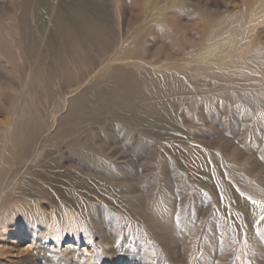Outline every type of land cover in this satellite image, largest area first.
<instances>
[{
	"label": "bare ground",
	"instance_id": "1",
	"mask_svg": "<svg viewBox=\"0 0 264 264\" xmlns=\"http://www.w3.org/2000/svg\"><path fill=\"white\" fill-rule=\"evenodd\" d=\"M134 1H111L114 5H111L110 20L118 24L113 25L114 28L112 26L113 29L117 26V40L111 39L108 32L111 27L95 16L91 15L86 24L87 36L85 32L76 33L69 26V20L59 15L55 42L52 44L45 33L39 46L44 51L37 54L36 60H33V42L30 43L26 35L20 36L21 7H17L15 15H7V20L13 22L9 25H5L0 15V107L2 97L13 99L12 107L8 109L12 114L9 126L0 128L1 233L9 223H13L15 230H20L18 236H34L39 225L46 224L40 222L43 214L39 205L43 203L56 210L49 216L52 222L61 218L60 228L56 224V227L47 228L50 239L60 242L65 237L78 241L83 237L89 242L88 234L96 231L101 240L111 245L116 263L118 257L130 258L137 254L149 263L155 248L149 243L147 233L158 238L163 245L169 241L168 226L182 219L171 212L176 200L173 192H151L144 198L141 192H136L137 186L131 178L124 179L121 187L125 192H105L109 195L108 199L102 198V192H93L97 196L91 199L86 195L84 197L83 192H52L53 186L50 190L45 173L47 168L58 164L62 169L68 167L77 157L79 149L96 153V158L88 161L82 158L80 163H90L94 168L101 166V172L109 175L106 181L111 182V174L114 177L123 172L121 163L115 162L106 167L111 154L100 141L94 140L91 147L65 142L80 127L81 121L95 119L92 113L95 101L105 105L98 112L112 114L108 109H116L122 113L116 117L120 122L131 123L135 127L144 126L146 136L165 149L167 154L171 153L184 168L190 160L197 158V153L191 150L187 138H173L163 132L179 131L181 127L196 129L200 126L196 121L206 119L212 122L211 129L215 126L229 128L230 120L225 115L231 117L239 115V112H248L252 116L247 124L249 129L262 134L264 41L260 30L264 27V0H168L165 4L156 0L149 11L140 4L142 13L135 12L138 4ZM162 37L167 39L166 43ZM8 67L12 69L8 70ZM59 80L65 83L70 96L58 99L47 124H44L37 113L51 94L50 85ZM254 86L261 90L255 92L262 96L261 99H253V92H247ZM236 119L231 120L233 127L238 123ZM157 129L163 132L158 134ZM59 139H63L62 146L69 155L58 153H61V144L52 145ZM168 139H174L171 144L177 150L172 145L166 147ZM221 147L224 148L225 160L230 161L228 164L242 166L238 170L242 172L243 179L252 184L264 183L261 178L263 170L255 173V164L250 165L254 161L250 153L245 150L242 153L236 148L233 158L227 155L230 146ZM245 149L248 150L247 147ZM49 150L53 155L46 159L44 154ZM197 159L204 160V156ZM248 164L249 167L246 166ZM200 170L207 173L208 168L202 165ZM232 178L239 182L237 174ZM191 187L187 201L195 204L194 211L191 218H187L185 213L182 219H185V226L181 233L186 243L192 240L201 243L206 238L209 247L203 250L201 246V255H208L209 258L204 257L201 264H210L218 231L207 226L202 215L200 207L204 192H193L197 187L193 183ZM243 190L249 191L246 194L251 198L264 201L262 192L260 196L251 189ZM227 194L229 205L234 207L230 210L236 223L239 259L249 247L252 262L264 264V204L258 202L250 204V207L245 198L237 195L245 204L240 210L239 199L229 192ZM153 199L159 203L154 204ZM143 202H146L145 206ZM31 205L35 208L28 207ZM131 210L137 214H141L142 210L148 212L152 222L160 225L155 227L150 217L143 214L140 215L143 224L150 223V228L144 229ZM105 211L120 219L119 223L116 221L109 226L110 222L102 216ZM190 223H194L193 231ZM45 257V264L47 259H51L50 264H53L58 258H50L48 254ZM98 261L99 258L95 260ZM128 261L118 264H129ZM23 263L36 264V260L26 259Z\"/></svg>",
	"mask_w": 264,
	"mask_h": 264
},
{
	"label": "rangeland",
	"instance_id": "2",
	"mask_svg": "<svg viewBox=\"0 0 264 264\" xmlns=\"http://www.w3.org/2000/svg\"><path fill=\"white\" fill-rule=\"evenodd\" d=\"M111 1L113 2V0ZM111 1L0 0V15L2 17L1 20L5 23V25H9L13 22L7 20V18L9 16L15 15L16 9L18 10L17 7H21V11L19 12V23H21L20 28L22 33L20 32V36H22V34L24 36L26 35V39L29 40L30 43L33 42L32 45L34 46L35 52L33 60H36L38 57L37 54L44 51L43 49L41 50L39 46L45 33L52 44L55 42L54 36H56L57 32L56 26L59 15L69 20V26L72 27V30L76 31V33L85 32L87 33V36L89 32L87 30L86 24L91 19V15L95 16L99 20L105 22L107 24V27H111V29L108 28L111 39L117 40V26L115 27V29L113 28L118 24H115L117 22L113 21L112 23L110 20L111 5H114V3L112 4ZM155 1L156 0H135L134 2L138 4V7L136 8L137 11L135 12L142 13L141 11L144 6L145 10L149 11L151 5H153ZM159 1H163V4H165L168 0ZM140 4L143 5L142 8ZM260 31L262 40L264 41V27L261 28ZM162 40H164V42L166 43L167 39L165 37H162ZM11 69V67H8V70ZM50 86L51 94L48 99L43 101L42 106H40L37 113L38 118L44 124H47L48 119L50 118V112L55 103H57L58 99L70 96L69 90L64 82L60 80L55 81L54 84ZM260 91L261 90L259 88L254 86L253 90L251 89L247 92H253V99H261L262 96L255 93ZM1 100L2 107H0V109L2 110H0V128H8V122L11 121L12 117V114L8 109H11L13 99H11V97H2ZM102 106L105 105L101 101H95L94 112L91 110L92 113H94L95 117L93 116V118L95 119H86L81 121L79 124L80 127L76 130V132L72 134L71 137L67 138L65 142L75 144L76 146L85 145L91 147L93 146L94 140L100 141L101 144L106 146V149H108L111 154V158H109L110 160L107 163L108 165L106 164V167H111L115 162L121 163L124 168L122 173L124 174L118 173V175H115L114 177L111 174L112 183L106 181V179L109 178V175L107 176L106 173L101 172V166L99 168H94V166L90 165V163L88 165L80 163V160H82V158L86 159L87 161L96 158V153L91 151L87 152L85 151V149H79L76 152L77 157L74 158V160L72 159L73 162H71V166L69 165L68 167L62 169L60 168V164H58L59 168L58 166L47 168L45 173L48 179L47 184L50 187L47 184L46 187H49L50 190L54 187L52 189V192H83L82 195H84V197L86 195V197H90L91 199L92 197L97 196L96 194H93V192H102L100 193L102 198L108 199L109 195H107L105 192H125L123 191V188L121 186L123 182H125V180L131 178V180H133L134 184L137 186L136 192H141V195L144 198H147V196H149L151 192H173V194L175 195L174 198H176V200L171 212L173 215H178L177 218L183 219L185 213L187 214V218H191L194 211L193 207L195 204L187 201L189 193L192 192L191 184L193 183L197 186L195 188L196 190L193 192H204L205 195L202 196L203 199L201 198L202 206L200 205V208L207 226L218 231V237H216L214 249L215 251L213 252L214 257L210 261V264H254L252 262V257L250 258V252H248L249 247L245 248L240 259L238 257L237 249L239 248V245L237 244L235 237L236 223L235 219H233V211L230 210L234 207H231L229 205V199L227 198L229 197V195L227 193L229 192L231 195L237 198V195H241L242 198H245L247 200L246 202L249 205H255L259 203L264 204V201L262 199L257 200L248 196L246 192L249 191L243 192V188L251 189L254 194L257 193L258 195H260V192H262V195L264 197V183H256V185L255 183L252 184L250 181H247L246 178L243 179L242 172L238 170L241 169L242 166L228 164L230 163V161L228 162L229 159H226L227 161L225 160L224 148L221 147L230 146L229 149L227 148L228 151H226L227 155L233 158L235 156L236 148L242 153H244V150L245 152L247 151V154L250 153V155H252V160H254L250 163V165H252V163L255 164V173H259L263 170V173H261V178L264 179V130L262 134H259V132L256 133L254 132V130L249 129L247 124H249V119L252 116L247 114L248 112H239V115L234 114L231 117L229 115H225L226 118L230 120L229 124L232 126L230 127V125L228 124L229 128H227V126H215L213 127V129H211L212 122L206 119L205 121L201 122L196 121V123H199L200 126L192 130H185V128L181 127L179 131L167 130V132H163L162 129H157L158 134L163 132V134H170V136H173V138L182 136L184 138H187L191 150L197 153V158L198 156H204V160L202 159L203 161L194 158L190 160L187 163L188 165H186V167L184 168L180 166L179 161H175L176 158H174L171 153L167 154L165 149L157 145L151 138L146 136V132L144 131L146 130V128L144 126L135 127L131 125V123L126 124L120 122L118 119H116V117L122 115V113L116 109H108L112 114L98 112V110L102 108ZM235 117H237L236 120L238 123H236L237 125L233 127L234 124L231 120L235 119ZM231 122L233 125L231 124ZM255 134L256 136L258 135V138L256 140ZM79 140L81 142H79ZM62 141L63 139H59L58 142L52 145L61 144L62 146ZM166 141V147H169L171 145L173 146V144L171 143L174 142V139H168ZM62 147L61 153H58L63 156L69 155L67 149L65 147ZM246 147L248 148V150L245 149ZM173 148L177 150L174 146ZM50 150L44 154V157L46 159L51 158L53 155L50 153ZM49 160L52 161V159ZM202 165L207 166V173H203L200 170V167ZM246 166L249 167V164ZM222 167L225 168L222 169ZM58 171L61 175L57 173ZM236 174L239 182H236L232 178L233 176L235 177ZM73 175L75 178H73ZM77 177H79L80 179L79 182V179ZM219 180L224 181L221 182ZM223 183H225L226 189L228 190L223 188ZM220 185L222 188L220 187ZM222 189H224V191ZM220 192L223 194V197ZM207 193L209 194L207 195ZM241 196L240 199L238 198L240 202L239 209L243 210V206L245 204L242 202ZM153 201L154 204L159 203L155 199H153ZM142 205L145 206L146 202H143ZM28 207L35 208L33 205ZM39 211L43 214L40 222H44L46 224L44 226L39 225L34 236H18V231L20 230L16 231L15 227H13V223H9L6 230L2 231V233L0 232V264H25L23 262L26 259H32V261L36 260V264H45L44 261H46L45 256H47V254L50 258L53 256L58 257L54 262L56 264H118L126 262V260H129V264H159V262H163L164 264H201V261L203 259L209 258L207 257L208 255H201V246L203 247V250L209 247V243L208 241H206L205 237V240H201V243L195 240L186 243L187 241L184 239V236L181 233L185 226V219L184 221L181 219L180 222L168 226V229L170 230V238L168 241L169 243L165 242L166 246H164L165 244L163 245L158 238L151 236L150 233H147L149 235V243L153 244L155 248V252L150 256L151 261L149 263L145 262L144 258H141L139 254H137L138 256L134 255L130 257L131 259L124 256L118 257L119 260L116 263L113 258L115 256H113V253L111 251V245H108L107 242L101 240L99 234H97L96 231L88 234L90 237L89 242L83 237H81L78 241H75L71 238L67 239L65 237L64 240L60 242H56L55 239H50L51 236L49 232H47V228L56 227V225L58 226V228H60L61 218H59L58 221L55 218L52 222V220L49 219V216L55 214L56 210L55 208H52L51 206L43 203L39 205ZM215 211H217V214ZM104 213L105 214H103L102 216L105 217L104 219H107V221L110 222L109 226L110 224H115L116 221L117 224L119 223L120 219H118L112 213L106 211ZM131 213L136 217L137 221L142 222L140 224H142V227L144 229L146 227V230L150 228V223L146 224L147 226L144 225L143 217L140 215L144 214V216H149L151 224H153L155 227H157V225H160L158 222H152V218L148 212L144 213L142 210L141 214H137L136 211L131 210ZM107 215L110 217L108 218ZM56 216L57 215H55L54 217ZM190 224L191 231H193L195 229L194 223ZM158 233L164 234V232L159 231ZM171 245L173 247H171ZM98 258L99 261L95 262V260ZM179 261L183 262L180 263ZM47 262L48 263L46 264H50L52 260L47 259Z\"/></svg>",
	"mask_w": 264,
	"mask_h": 264
}]
</instances>
